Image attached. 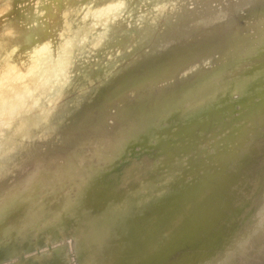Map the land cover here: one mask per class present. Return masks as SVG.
<instances>
[{
    "label": "bare ground",
    "instance_id": "obj_1",
    "mask_svg": "<svg viewBox=\"0 0 264 264\" xmlns=\"http://www.w3.org/2000/svg\"><path fill=\"white\" fill-rule=\"evenodd\" d=\"M30 1L33 4L37 0ZM92 2L77 6L72 0H64L60 6L63 21L68 15L75 16L82 24L79 32L84 35L71 42L47 37L53 42L43 40L16 48L17 54L12 53L6 64H0V70L6 72L3 84L7 92L10 90L17 101L25 103L24 110L29 106L28 111L39 116L41 124L56 120L58 127L49 126L48 135L40 131L42 135L30 139L26 150L21 148L22 153L13 155L16 161L11 162L9 171L15 168V172L10 184L9 178H2L8 162L0 167V264H67L70 251H65V256L61 246L66 240L72 243L70 250L76 264H153L155 260L159 264L162 250L170 248L169 240L179 238L188 222L205 216L206 212L202 214L197 206L198 197L192 199L188 190L215 167L224 169V159L240 157L241 147L230 144L232 140L245 144L243 134L251 133L254 123H260L264 130V116L253 112V125L236 126L219 135L205 133L207 121L223 109V99L253 91L264 82V67L252 64L264 46V35L251 34L255 27L242 32L208 29L213 33L205 35L211 40L197 43L187 40L186 30L176 32L195 22L197 15L210 19L197 27L193 26L198 21L194 23L193 31L217 21L233 22L222 12L234 5L247 4L249 11L262 14L264 0ZM59 9L54 11L55 16L61 15ZM244 13L239 11V15ZM187 20L192 21L184 23ZM55 23L52 26L58 28ZM253 25L258 27L257 23ZM250 53L252 58L241 59ZM94 56L98 60L83 73L79 62L89 63ZM67 70L69 74H65ZM80 75L83 78L76 83ZM187 77L194 78L196 84ZM104 80L111 84L107 95L117 94L113 105L109 104L112 101L108 103L109 112L98 110L92 98ZM75 84L81 93L76 103L69 104L65 90ZM172 96L174 101L169 99ZM61 115L65 124L60 123ZM185 125L183 136L187 142L181 144L183 157L177 158L180 149L170 143L169 137ZM53 130L57 134H52ZM133 141L151 150L160 149L158 157H167L168 165L162 171L151 169L149 151L144 149L133 158L128 152ZM217 148L219 153H215L216 162L211 168H197ZM229 200L225 196L219 201L231 208L211 211L218 214L214 223H228L241 237L243 224L248 226L254 220H262L263 224L254 227L253 236L244 244L237 241L240 250L226 253V260L216 264L244 263L245 251L264 237L257 234L264 226V196L243 194L244 206L230 204ZM220 250L198 254L191 264H215L211 262ZM259 251L254 248L249 254L252 264L263 258V254L259 258Z\"/></svg>",
    "mask_w": 264,
    "mask_h": 264
},
{
    "label": "rangeland",
    "instance_id": "obj_2",
    "mask_svg": "<svg viewBox=\"0 0 264 264\" xmlns=\"http://www.w3.org/2000/svg\"><path fill=\"white\" fill-rule=\"evenodd\" d=\"M233 1H235V0H233ZM41 2H43L42 3V4H44L43 6H41ZM61 2H64V0L63 1L62 0H39V1L37 0V1L33 2V4L31 3L30 0H27V1H25V0H0V15H1L0 16V35H3V37L0 38V64L2 62L4 64H6L12 58L13 54H15L17 52L16 48L23 49L27 45L34 46V45H37L39 42H42L43 40H47V42L50 40L49 42H53L52 39L47 38V37L55 36L53 38L56 39V42L57 41L71 42V41L75 40L78 36L84 35V33L79 32L80 30L82 31V24L77 19L75 20V16L72 17V16L68 15L65 17V21H63L64 11L61 10L62 9V7H60V6H62ZM72 2H73V4L79 6V5H86L89 2H92V0H72ZM38 3L40 6L38 5ZM105 4L110 5V2H106ZM240 5L241 4L231 6L229 9L222 12L223 15L227 16V18H232L234 20L233 22H218L217 21V22L211 23V24L203 26V27H198L197 30L193 31L192 25L194 23H196L198 21L197 25L193 26V27H197L201 23H204L210 19V17H205L206 15H197L195 22H193L192 24L183 25L182 27L177 29L176 32H178L179 30H183V31L186 30V32H188V34H189V37L187 40L188 41L195 40L197 43H200V41L205 43V41H207L208 39L211 40V38H208V34L205 35L206 33H213L211 31H207L208 29L214 30L215 32L218 30L223 31L224 29H227L228 31H233V32H242L244 30L250 29L251 27H255L254 29L251 30V32H250L251 34L264 35V13L259 14L257 11L251 12V11H249L250 7H248L247 4H244L242 6H240ZM263 5H262V7H263ZM54 6H56V7H54ZM254 7H256V6L254 5ZM55 8L56 9L60 8L59 10H61V13H58V14H61L60 16L54 15V11L56 10ZM222 9L223 8H221L219 11H221ZM240 10H243L245 13L247 12V14L244 13L243 15L242 14L239 15ZM236 13L238 14V16ZM43 14H44V16H43ZM250 14H254V15H250ZM178 20H182V18L178 19ZM54 21L56 22L55 25H59L58 28H55V26L54 27L52 26ZM190 21H192V20H190ZM190 21L187 20V22H184V23H188ZM254 23H257L258 27L254 26L253 25ZM187 26H190V27H187ZM244 55H246V56H243L241 59H246V58L248 59L250 57L252 58L251 53L249 54V56H248V54H244ZM88 56H89V58H92L91 54H88ZM76 58H77V55H76ZM93 58H94V60H92L91 62H89L90 60H88L89 63L79 62V67L81 70L83 69V73H85L86 70L91 68L90 66H92L96 60H98V59H96L95 56ZM74 62H75V64H77L76 59H74ZM96 63L101 64V63H99V61ZM252 64H254L256 66L264 67V46H262L258 50V53L255 54V56L253 57ZM153 65H151V67H153ZM68 70H69V68H68ZM68 70L65 71V74H69ZM5 74H6V72L4 70H0V104L2 105V106L0 105V124H1L0 125V133H1L0 134L1 135L0 136V149H2V148L4 149V150H0V152L1 151L3 152V153H0V161H1L0 167L4 163L8 162L6 164L7 169H4V171H6L7 173L2 178H4V179L9 178L8 184H10V182L13 181L12 176L14 175V172H15V168H13L9 171V169L11 168L10 164H11V162H13L15 157L18 155L17 153H22L21 148L23 150H26V148L29 146L28 143L30 142V139L34 141V139L37 137L38 134L42 135L41 132H44V134L48 135L47 128L49 126H51V128L53 127L54 129H58V127L56 126V122H57L56 120L51 121L49 119V120L43 121L41 124V120H40L39 116L30 114V112L28 111L29 106H27V108H25V110H24V106H26V105H24L25 103L17 101L15 99L14 93H12L10 90H8V92H9L8 93L7 89L4 88L5 85L3 84L4 83L3 77ZM82 78H83V76L80 75V77L77 78L76 83H80V81H81L80 79H82ZM187 78L189 79V82L191 84H193V83L196 84V81H193L194 78H192V77H187ZM108 80H109V78H108ZM108 80L107 81L104 80L102 85H100V87L97 88L96 91H94V93L92 94V98L96 99L95 104L96 103L98 104V110H101V109L103 111L105 110L104 112H106V110H107L108 103L110 101H112L109 104L113 105V101L117 96V94L107 95L110 88H111V84H110V82H108ZM263 83L262 82L259 83L260 86H258L259 85L258 84L256 86V88L253 89V91H249L245 94L238 95L237 97L231 96L230 100L229 99L228 100L223 99V101L221 102V104L224 105L222 107L223 109L220 111V113L218 115L215 116V118L209 119L207 121L206 126H205V133L210 134V135H219L220 133H224L223 132L224 130L232 129L236 126L245 125L248 127L249 125H253L252 121L254 119L256 120V118L253 116V112L254 113L257 112L260 116H264V114H263V111H264V109H263L264 108V96H263L264 84ZM78 87H76V84L74 86H72V85L67 86V89L65 90V92H66V95L69 97V104L76 103V100L78 99V95H79V93H81L79 91ZM3 93H4V95H3ZM260 94H262V96ZM257 96L258 97L261 96V97L258 98ZM253 97H255V98L253 99ZM53 98H54V96H53ZM246 98L249 101H247ZM169 99L171 101H174L175 98L172 96ZM250 100H252V101H250ZM261 101H263V102L261 103ZM244 102H246V103H244ZM17 105L20 109L19 108L16 109ZM238 106L240 108H237ZM257 107L260 110L255 109ZM15 109H16V111L17 110L18 111L21 110V111L18 113V111L16 112ZM240 109H242V110H240ZM107 111L109 112V110H107ZM236 111H238L237 112L238 114L236 113ZM14 113H15V117H14ZM1 114H3V116ZM238 115H240V116H238ZM62 117L63 116L61 115L60 123H63V122H61ZM246 117H247V119H246ZM251 117H253V118H251ZM4 118H5V120H7V121L10 120V121L7 122V121L3 120ZM18 118H19V120H18ZM63 119H64V117H63ZM225 119H226V121H225ZM250 119H251V121H250ZM11 120H13V121H11ZM245 120H247V121H245ZM1 121L3 123L5 122V123L3 124ZM12 122H14V123H12ZM25 123L26 124L29 123L30 125H26ZM40 124H41V126H40ZM45 124H47V126H45ZM63 124H65V123H63ZM18 125H19V127H18ZM20 125L22 127H20ZM256 125L254 123V125H253L254 128H253V131H251V133H244L243 134V139L246 141L245 144H240L239 142L234 143L233 140L230 143V144H233L234 146H240L241 147V148H238V151L241 152L239 158H237V159H229V158L224 159L225 160L223 162V164L225 166L224 169L220 168V167H219L220 169L218 167H215L216 170L213 171L208 176L204 177L202 180H200V184L198 183L199 185L194 184L188 190V193H189L188 196H190V194H191L190 197L192 199H194L195 197H198L197 206H198L199 210L203 211L202 214H204L206 212L205 216L201 214L203 216L202 217L200 215L202 218L199 217V219H196L193 222L192 221L188 222L190 224L187 223L188 226H187L185 232H183L184 234L182 233L183 235L181 234L179 236V238L177 237V238L170 239V240L168 239L171 242V244H169L170 248L168 249V247L166 246L165 249L162 250V254H161L162 261H160L159 264H191L193 262L191 260H195L196 255H198V254L209 255L221 247L219 255L216 256L215 258H213L214 261L211 262V263L216 264V262H218L221 259L226 260L228 254H230L234 251L240 250V248H239L240 246L237 245V241L241 240L242 243L244 244L245 242H247L251 238V236H253L254 227L263 224V222H261L262 220L261 221L254 220L248 226L243 224V230L244 231L242 232L243 237H241L235 231L236 228L232 227L231 225H227L228 223L227 224L214 223L215 219L218 218V214L217 213L214 214L213 212H211L212 210H214L215 212L224 210L225 206L230 207V205L227 202L219 201L221 199H225V196H227L230 199L228 201L230 204L239 205V206H244V202L241 201V196L243 194H251L257 198L264 196V130H263V126L260 123H258V124L256 123ZM14 126H15V128H18V129H14ZM209 126H211L212 129ZM208 127L210 129H208ZM186 128H187V126L185 125L183 128L175 131L169 137L170 143L180 149L177 158L183 157V153L181 150L184 148V146L181 144H184L187 142L186 136H183ZM255 129H256V131H255ZM259 130H261L262 132ZM53 131L54 132L52 134H57L56 130H53ZM229 131L230 130H228V132ZM258 131H259V133L255 134ZM253 132H255V133H253ZM47 135H45V136H47ZM9 136H11V138ZM8 140H11V142ZM141 147H143V146H141V144H138L136 141H133L129 145L130 150L128 152H131V156H133V158H136L138 156L137 153L140 151V149L148 150L149 151L148 152V160H149L150 164L152 165L151 169L153 168V169H155V171L158 169H161V171H162L168 165L167 157H163V155H161V158L159 159L158 156L160 153V149L155 147L153 150H151L150 146H149V148H147L148 146L143 147V148H141ZM218 149L219 148L215 149L214 151H210L209 153H212L211 158L209 160H202V162H200V165H198L197 168L209 170L211 168V166L216 162L214 157H215V153H219ZM13 155H16V156H13ZM15 161H16V159H15ZM122 164H124V162ZM8 171H9L10 175H8L9 174ZM160 172H158V173H160ZM220 182H222V183H220ZM225 185H227V189H225ZM192 192L194 194H192ZM248 206H251V205H248ZM263 211H261V212L264 214ZM263 214H262V216H263ZM263 220H264V218H263ZM199 226L201 229L198 228ZM202 226H203V229H202ZM188 227H190L191 229H188ZM196 228H197V231H196ZM198 232H199V234H197ZM257 234H261V235L264 234V226H262V228L260 227V229L257 231ZM226 238H228V239L226 240ZM189 239H191L190 242H189ZM263 239H264V237H262L256 243L257 245L254 244V246H253L255 249H258V248L260 249V251H259L260 257L259 258H261L262 257L261 255L263 254V258L259 259L258 264L260 263L261 260L262 261L260 264L264 263V241H263ZM66 241H67V243H66ZM66 241L62 242V243H65L67 246L65 244H62L61 246L64 248L65 256H66V253H68L70 251L69 252L70 255L67 254V258H66L68 260L67 264H71V262L74 260L72 262V264H73V263H75V259L73 257L74 255L72 253V250H73L72 243L69 245V243L71 241L70 240H66ZM186 242H187V244H186ZM232 242H233V244H232ZM259 242H260V244H259ZM174 244H176L177 246ZM223 248H225V249H223ZM254 248L251 247L248 249L249 251H245L246 254L244 253V255H243V258L245 260H244V263H242V264H246V263L252 264L254 262L253 261L251 263V261L253 259H252V257L249 256V254L250 255L252 254ZM66 249H68V250H66ZM70 249H72V250H70ZM46 250H47V248H46ZM241 250L242 251L244 250V246ZM47 251H49V250H47ZM65 251H68V252H65ZM226 253H227V255H226ZM65 256H64V258H65ZM193 256H195V257H193ZM69 258H71L72 260ZM156 258L157 257H155L153 260H155ZM191 258H193V259H191ZM70 260H71V262H70ZM155 261H153V264H158ZM181 262H184V263H181ZM11 263H12L11 261L6 262V264H11ZM151 264H152V262H151ZM229 264H231V263H229Z\"/></svg>",
    "mask_w": 264,
    "mask_h": 264
}]
</instances>
